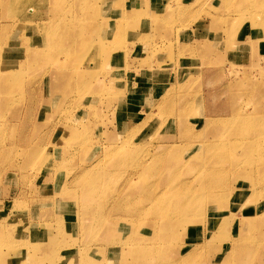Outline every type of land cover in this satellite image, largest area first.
Segmentation results:
<instances>
[{
	"label": "rangeland",
	"instance_id": "1",
	"mask_svg": "<svg viewBox=\"0 0 264 264\" xmlns=\"http://www.w3.org/2000/svg\"><path fill=\"white\" fill-rule=\"evenodd\" d=\"M258 1L251 4L252 1L249 3L248 0H95L98 9L80 17L82 10L66 0H57L61 4L56 7L49 2L37 4L33 0L28 4L32 7H26L29 10L26 16L15 17V25L6 19V23H0L5 25L1 26L2 30L0 28L1 74L23 70L18 83L6 84V89L0 90V241L3 242L0 243V264H34L33 260L35 264H79L78 257L83 259L89 253L96 260L94 264H104L106 258L96 255L99 250H103L108 259H112L114 251L120 253L119 264H154L152 258H159V264H174L176 261L182 264L183 255L206 240L205 232L220 225L224 210L235 217L242 215L238 209L245 212L249 207L251 212L249 204H253L255 197L249 199L251 203L247 205V199L244 196L239 198V195L228 197L226 202V199L217 200L207 208V213L212 205L223 209L217 220H210V213L194 218L177 241L169 240L167 247L162 245L161 248L156 238L149 239L148 224L152 217H143L142 222L135 216V224L134 220L127 221L126 217L113 215L109 210L99 218L105 227L99 230L95 228L94 218H82L80 204L84 192L91 194L98 189L104 199L126 189L132 191L131 198L137 199L140 195H149V191H155L154 194L175 191L169 194H179L183 181L197 187L200 179L194 170H188L199 169L208 156L204 154L191 166L185 162L189 155L197 153L191 150L197 147L194 145L204 139L222 136L223 143L229 144L223 157L215 162L219 166L233 158L232 153L238 157L248 138L258 136L264 144V135L255 132L258 130L256 125L237 135L229 132L235 122L231 108H242L248 114L264 112V5L257 6ZM85 2L88 4L89 1ZM48 5L54 10L75 9L76 12L70 14L74 23L63 35L55 36L52 53L46 60L48 63L43 61L25 70L24 38L31 40V45L36 44L35 47L43 45L46 26L53 22ZM103 23L108 26L103 27L99 36L90 35V30L98 29ZM109 25L123 29L122 35H118L119 30L114 35L108 30ZM81 32L84 36L88 32L87 39L94 42L81 62L84 65L76 64L77 58L87 49L86 43L74 40ZM4 42L6 45L3 46ZM68 49L73 51L72 57L71 53L69 57L60 53V50ZM95 50L99 51L97 59L90 62L88 56ZM102 58L108 60L100 62ZM70 66H74L77 72L70 71ZM27 96H30L29 100ZM233 97L236 99L231 104ZM62 136L71 139L64 141ZM172 146L177 148L176 156L184 164L173 163ZM113 149L119 151V155L115 152L111 155ZM156 155L164 158L163 163L154 162ZM32 156L29 164L27 159ZM53 157H57L54 162ZM120 157H124L119 163L121 169L118 167L115 171L111 166ZM90 164H94V169L86 178L88 182L76 179ZM53 165L56 168L50 174L54 177L49 179L47 174ZM242 167L241 171L249 168L247 165ZM258 170L256 175L239 172L230 189L232 194L241 186L248 187L247 182H259L260 178L264 182V165ZM191 174L195 175L194 178ZM101 176L106 180H100ZM74 179L77 181L73 182ZM169 194L168 197H173ZM150 195L153 196L151 192ZM259 196L255 200L256 203L260 201L261 207H257L263 209L264 193ZM43 198L48 202L45 200L43 204L46 206L41 209L37 207V201ZM90 204L86 201L84 206ZM145 204L141 203L142 206ZM228 205L233 207L225 209ZM215 213L218 212L212 214ZM56 220L60 224L57 225ZM238 226L228 228V232L235 235L239 229L246 228V225ZM126 227L128 231L132 230L130 233L138 232L135 241L122 239L114 242L115 238L123 237ZM27 228L34 232L39 230L42 234L29 233ZM155 231L158 235L165 230L158 226ZM253 237L250 239L259 242L258 237ZM50 239L57 241L47 253ZM28 242L34 245L37 257L24 256V252L31 248H28ZM229 242L226 238L214 241L216 250H202L203 260L197 262L196 259L194 264H212L216 260L221 263L225 252L228 253ZM254 243L250 249L237 254L232 264H263L264 242L263 246L258 243L253 248ZM176 246L179 247L178 254L175 253ZM69 259L75 261L68 263ZM86 263L89 262L83 264Z\"/></svg>",
	"mask_w": 264,
	"mask_h": 264
},
{
	"label": "bare ground",
	"instance_id": "2",
	"mask_svg": "<svg viewBox=\"0 0 264 264\" xmlns=\"http://www.w3.org/2000/svg\"><path fill=\"white\" fill-rule=\"evenodd\" d=\"M37 1V2H36ZM68 3L73 4V7L76 8H80L82 10V12H80L79 14H82L80 17L88 14L89 12H93L96 11V9H98V6H96V2L95 0H88V4H86L85 0H66ZM250 1H252L251 4L255 3V0H248V2L250 3ZM33 2V0H0V23H6L8 20L10 23L14 24V20L15 17L18 16H26L27 12H29L28 8H26L27 6H29L28 4ZM35 2L41 3V2H49L50 4H52V7H56L57 5L60 6L61 2L57 3V0H35ZM114 2V1H113ZM49 4V5H50ZM36 5V4H34ZM48 5V7H49ZM264 5V0H260L257 2V6H262ZM58 6V7H59ZM30 7V6H29ZM32 7V4H31ZM30 7V8H31ZM51 7V6H50ZM50 20H52L53 22H48L50 23V25L46 26V30H45V38L43 41V45L41 44L40 47H35L37 46L35 45H31L33 44L31 40L24 38V59H25V70L27 68L31 69V67L33 65L39 64L43 61L47 62L46 60L48 59V54L52 53L54 44L56 42L55 36H61L63 35L65 32H67V30L69 28H72V25L74 23V21L72 20V17L70 14L76 12L75 9L70 8L68 10H54V8H50ZM56 9V8H55ZM49 11V10H48ZM20 13H22L20 15ZM228 15V14H227ZM131 16V15H130ZM137 16V15H136ZM140 16V15H139ZM147 16V15H146ZM229 16V15H228ZM47 17V16H46ZM45 17V18H46ZM79 17V18H80ZM148 17V16H147ZM142 18V17H141ZM140 18V19H141ZM145 18V17H144ZM6 19V20H5ZM19 19V18H18ZM138 19V18H137ZM139 19V20H140ZM4 20V21H2ZM21 20V17L20 19ZM24 20V19H23ZM103 20V19H102ZM118 19H114L115 21H118ZM122 20V19H121ZM120 20V21H121ZM101 21V20H100ZM8 22V23H9ZM24 22V21H23ZM43 22V21H41ZM109 22V21H108ZM99 23V22H97ZM119 23V22H118ZM18 25V24H17ZM43 25V24H42ZM41 25V26H42ZM97 25V24H96ZM1 26H5V25H0V28L2 30ZM102 26L101 30L100 27ZM101 26L98 27V29L96 30H90V35L91 34H96V36L99 34H101L102 29H104L103 27L106 26L107 28V24L105 25V23H103ZM17 27V26H16ZM128 28V27H127ZM108 30H111L112 33L115 35V33L117 32V30H119L118 35H122L123 29L120 30L119 26H114V25H109ZM6 32V31H5ZM88 32L86 33L87 35L84 36V34H82V32L80 34H77L76 38L74 39L75 41H81L83 43H86V47L87 49L84 50V52L79 56V58H77L78 60L76 61L77 63L83 64L81 63L84 61V58L86 57L87 53L89 54V49L91 48V46L94 45V42L90 41V39H87L88 37ZM8 33V32H7ZM6 33V34H7ZM109 35V33L107 34V36ZM7 36V35H6ZM87 36V37H86ZM95 36V35H94ZM106 36V37H107ZM1 38V37H0ZM63 38V37H62ZM62 38H60L59 40H61ZM97 39V38H96ZM97 41V40H96ZM8 42V40H7ZM98 43V42H97ZM100 44V43H99ZM6 45V43H3V46ZM101 45V44H100ZM0 49H2V47H0ZM101 50V48H100ZM99 51H94L93 53H91L88 57L90 62H95V59H97V54ZM101 52V51H100ZM60 53L64 54L65 56H70L71 53V57L74 55L73 51H71L70 49L68 50H60ZM73 53V54H72ZM50 56V55H49ZM104 56V55H103ZM106 56V55H105ZM112 57V56H111ZM263 58H264V53H263ZM72 59V58H71ZM94 59V60H92ZM73 60V59H72ZM92 60V61H91ZM106 61L108 59H100L99 61ZM97 61V60H96ZM48 63V62H47ZM71 63V62H70ZM69 63V65H70ZM69 67V66H68ZM71 67V66H70ZM24 68V67H23ZM51 68V67H50ZM72 70L70 69V71H72L73 73L77 72V69L72 66L71 67ZM90 69V67H87ZM102 68V67H101ZM1 69H2V65H0V90L5 88V85L8 84V86L10 85H14L16 83H18L20 81V75H22V71L18 69V71H13V72H8L5 75L1 74ZM28 69V70H29ZM82 69V68H81ZM80 69V70H81ZM86 69V68H85ZM3 70V69H2ZM87 70V69H86ZM102 71V70H101ZM99 72V71H96ZM72 73V74H73ZM103 73V72H102ZM106 73V72H105ZM260 73V72H259ZM34 74V73H33ZM43 74V73H42ZM82 74V73H81ZM99 74V73H98ZM110 74V73H108ZM257 74V73H256ZM25 75V72H24ZM96 75V74H95ZM87 76V75H86ZM31 77V75H30ZM75 77V76H74ZM112 77V76H110ZM32 78V77H31ZM40 78V77H39ZM82 78V77H81ZM25 79V78H24ZM71 79V78H70ZM73 79V77H72ZM89 79V78H88ZM106 78H104L105 80ZM112 79V78H111ZM23 80V79H22ZM55 80V79H54ZM99 80V79H98ZM102 80V79H101ZM71 81V80H70ZM38 83V82H37ZM72 84V82H70ZM105 83V82H104ZM252 84L254 82H251ZM107 84V83H106ZM3 85V86H2ZM35 86V84H33ZM38 87V86H37ZM102 87V86H101ZM6 89V88H5ZM97 89V88H96ZM99 92L100 91V87L97 89ZM228 91V90H227ZM220 92V91H219ZM10 94V93H9ZM36 94V93H35ZM34 94V95H35ZM104 94V93H103ZM110 94V93H109ZM15 95V94H14ZM52 95V94H51ZM1 96V95H0ZM10 96V95H9ZM33 95H31L32 97ZM96 96V95H95ZM98 96V95H97ZM96 96V97H97ZM11 97V96H10ZM28 100L30 98V96H27ZM35 98V96H33ZM38 97V95H37ZM91 97V96H90ZM19 98V97H18ZM26 98V97H25ZM108 98V97H107ZM32 99V98H31ZM30 99V100H31ZM235 97L232 98L231 104L234 103L235 101ZM8 100V98H7ZM6 100V101H7ZM21 100V99H20ZM63 100V99H62ZM61 100V101H62ZM24 101V100H23ZM37 102V100H35ZM60 101V100H59ZM14 102V101H13ZM12 102V103H13ZM25 102V101H24ZM28 102V101H27ZM30 102V101H29ZM15 103V102H14ZM17 104V103H16ZM31 106V105H30ZM35 106V105H33ZM56 107V106H55ZM65 107V106H64ZM227 107V105H226ZM229 107V106H228ZM30 109V108H29ZM35 109V108H34ZM33 109V110H34ZM264 109V108H263ZM56 110V109H55ZM31 111V109L29 110ZM184 110H182V113ZM187 112V111H186ZM5 113V112H4ZM32 113V114H31ZM180 113V112H179ZM190 113V112H189ZM230 113L231 116L233 117V119L235 120L233 126L230 127L229 132L233 133V134H239L241 131H246L247 129H249L252 126L256 125V129L258 130H254L255 132H259L258 134L264 135V112L258 111L252 114H248V113H244L242 108H231L230 109ZM28 114V113H27ZM55 114V113H54ZM33 115V111L30 112V116ZM184 116L186 115L185 113L183 114ZM238 115H240L241 117H238ZM29 118V117H28ZM207 118V117H206ZM209 118V117H208ZM217 118V117H216ZM82 119V118H81ZM189 119V118H188ZM204 120V119H203ZM211 119H209L210 122ZM214 121V120H213ZM262 121V122H261ZM183 122V121H182ZM208 122V121H207ZM212 122V121H211ZM221 122V121H220ZM225 122V121H224ZM31 123V122H30ZM47 123V122H46ZM45 124V123H44ZM209 124V123H208ZM46 125V124H45ZM192 125V124H191ZM224 125V124H223ZM80 127V126H79ZM184 127V126H183ZM182 127V129H183ZM205 127V126H204ZM228 127V126H226ZM226 127H222V129H226ZM215 130V129H214ZM227 130V129H226ZM225 131V130H224ZM253 131V132H254ZM219 132V131H218ZM187 133V130L184 132ZM252 134V133H251ZM256 133H254L255 135ZM257 134V135H258ZM220 135V134H219ZM209 136V135H208ZM217 136V135H216ZM256 136V135H255ZM56 137V136H55ZM68 136H62V139L64 141H70L69 138H67ZM222 137V136H221ZM220 137V138H221ZM260 137V136H259ZM208 138V137H207ZM206 138V139H207ZM220 138H216V137H212L209 140H202V141H198L197 147H193L191 150H196L197 153L194 152L193 155H189L187 161L185 162V164L187 165H192L196 160H198L201 156H203L204 154H206L208 156L207 161L201 165L199 167V169L193 167L194 169H189L188 171L194 170V172L196 173V177L200 179V183L197 187L194 186H190L189 182H185L183 181L182 184L180 185V187L182 186V191L177 192V194H169L170 192H160L158 194H154L152 193V191H149V195L147 194H143V196L140 195V198H131L132 195V191H127L124 190L123 193H121V191L118 193L119 195H116L114 192V196L113 197H108L107 199H104V196H100L99 193V189L96 190L95 192L91 193L89 191L84 192V195L81 196V204H80V210L82 213V218L84 216H86L88 218V220H91V218L93 220H96L95 224V228H98L99 230H104L105 227H103L102 225V221L100 222L99 218L102 217L104 214H106L109 210V213H112L113 215H120L122 218H125V220L127 221H133L134 217H138L136 219L141 220L143 222V220L141 218L143 217H152L149 218L150 219V223L148 224V228H150V237L149 239H155L156 242H159L158 244L166 246V244L168 243V241L170 240L171 242H175L179 239V236L182 234V232L184 230H186L188 228L189 222H192V219L194 220V218H200V217H205L206 214L211 215L210 220H217V216L219 214L220 209L218 206L216 205H212L210 210L207 213V208L209 204H212L214 202H216L217 200L220 199H226L224 202L227 201L228 197L233 196V195H239V198L243 197L246 198L247 200L245 201L246 205L251 203L248 202L249 199H253L254 197L256 198L257 196L261 195L264 193V182L263 179L260 178L259 180L261 181V183L259 182H247V184L249 185L248 187H244L241 186L239 187V191L238 192H233L232 194V190H230L234 184V181L237 177V174L239 172H243V173H248L250 172L251 174H258L259 170L258 168H260L262 165H264V144L262 145V142L258 139V136L254 137V138H248V141L246 142V147H244V150H242V152L239 154L238 157H236L235 154L232 153V157L229 161L223 163L221 166L215 164V162L219 159H221L224 155V152L228 149L229 144L223 143V138L222 140ZM246 138V137H245ZM264 138V137H263ZM53 139V138H52ZM71 139V138H70ZM226 140V138H224ZM237 140V139H236ZM234 140V141H236ZM246 140V139H245ZM6 141V140H5ZM4 141V142H5ZM126 141V140H125ZM229 142V140H227ZM233 141V139H232ZM239 141V140H238ZM52 142V141H51ZM264 142V141H263ZM126 143V142H125ZM165 143V142H163ZM50 145V144H49ZM66 145V144H65ZM120 145V144H119ZM122 145L124 146V142H122ZM158 145V144H157ZM237 145V144H236ZM120 148H122L120 146ZM119 148V149H120ZM175 148V149H174ZM47 149V148H46ZM118 149V150H119ZM111 150V149H110ZM120 150H123L120 149ZM149 150V148H148ZM153 150V149H152ZM174 150V151H173ZM167 151V150H166ZM177 148L176 147H171V153L173 152L172 155V159H173V163L174 164H184V163H180V160L178 158V156H176L177 153ZM76 152V151H75ZM75 152L73 154H75ZM116 153L119 155V151H116L115 149H113V151L111 152V155H114L113 153ZM147 152V151H145ZM234 152V151H233ZM152 153V151H151ZM146 154V153H145ZM158 154V153H156ZM165 154V152H164ZM43 155V154H42ZM117 155V156H118ZM163 155V154H162ZM161 155V156H162ZM73 156V155H72ZM142 156V155H141ZM160 156V153H159ZM156 155L154 159L155 163H159L163 161V157H159ZM167 156V155H166ZM41 157V156H40ZM47 157V156H46ZM70 157V156H69ZM147 157V156H146ZM149 157V156H148ZM147 157V159H148ZM170 156H167V158L169 159ZM32 157H28L27 162L30 164V161H32ZM71 158V157H70ZM69 158V159H70ZM115 158V157H114ZM124 158V157H123ZM123 158H118L116 159V162L113 163V165L111 166V168L115 171H117L118 167H119V163L123 160ZM166 158V159H167ZM171 158V157H170ZM256 160H255V159ZM258 158V159H257ZM30 159V161H29ZM57 159V157H53L52 162H54ZM128 159V158H127ZM38 160V159H37ZM119 160V161H118ZM139 160V159H138ZM144 160V159H143ZM127 161V160H126ZM150 161V159L148 160ZM152 161V158H151ZM150 161V162H151ZM170 161V160H169ZM51 162V163H52ZM141 162V161H140ZM139 162V163H140ZM143 162V161H142ZM26 163V162H25ZM26 163V164H28ZM144 163V162H143ZM143 163L141 164V166L143 165ZM163 163V162H162ZM170 163V162H169ZM124 164V163H123ZM136 164V163H135ZM146 164V163H145ZM148 164V163H147ZM173 164V165H174ZM126 165V163H125ZM149 165V164H148ZM158 165V164H157ZM162 165V164H160ZM165 165V163H164ZM172 165V166H173ZM243 165H247L249 166L248 169L241 171V169L243 168ZM55 165L50 167V170L48 171L49 173L47 175H49V179L53 178L54 176L50 174V172H54V169L56 167H54ZM94 164H90L88 166H85L82 170H81V174L79 176H76V179L78 180H84L87 178V176L90 174V170L93 171L94 169ZM145 166V165H144ZM142 166V167H144ZM147 166V165H146ZM176 165H174L175 167ZM183 166V165H182ZM181 166V167H182ZM251 166H254L251 167ZM29 167H31L29 165ZM125 167V166H124ZM137 167V166H136ZM141 167V168H142ZM242 167V168H241ZM33 168V167H31ZM28 168V169H31ZM123 168V166H122ZM140 168V169H141ZM172 168V167H171ZM184 168V166L182 167ZM256 168V169H255ZM27 169V170H28ZM37 169V167H36ZM119 169H121L119 167ZM125 168H123L124 170ZM173 169V168H172ZM245 169V167H244ZM122 170V171H123ZM138 169H135V171ZM133 171V170H132ZM140 171V170H139ZM142 171H144L142 169ZM140 171V173L142 172ZM25 172V171H24ZM134 172V171H133ZM36 173V172H35ZM38 174V173H37ZM83 174H86L84 177L82 176ZM132 174V172H131ZM184 175V172L182 173ZM134 175V174H133ZM132 175V176H133ZM182 175V176H183ZM192 175V174H191ZM131 176V178H132ZM188 176V175H187ZM193 176V175H192ZM195 176V175H194ZM193 176V178H194ZM43 178V176H42ZM130 178V179H131ZM185 178V177H184ZM196 178V179H197ZM55 179V178H54ZM76 179L73 180V182L77 181ZM136 179V178H135ZM194 179V180H196ZM262 179V180H261ZM47 180V179H44ZM100 180H106V178L104 176L100 177ZM198 180V179H197ZM258 181V179H256ZM171 180L168 179V182L170 183ZM173 181L175 182L174 178ZM231 181V183H230ZM88 182V179H86L84 181V183ZM129 182V179H128ZM161 182V181H160ZM192 182V181H191ZM190 182V183H191ZM196 182V181H195ZM58 183V182H57ZM83 183V184H84ZM142 183V182H141ZM162 183V182H161ZM193 183V182H192ZM130 184V183H129ZM133 184V182H132ZM136 184V183H135ZM127 185V184H126ZM157 185V184H155ZM170 185V184H169ZM179 185V184H178ZM139 186V185H138ZM141 186V185H140ZM172 186V184L170 185V187ZM196 186V185H195ZM56 187V186H55ZM128 187V186H126ZM125 187V188H126ZM130 187V186H129ZM132 187V186H131ZM130 187V188H131ZM143 187H145L143 185ZM153 187V186H152ZM179 187V186H178ZM60 188V187H59ZM141 188V187H140ZM156 188V187H155ZM24 189V188H23ZM64 189V187H63ZM132 189V188H131ZM146 189V188H145ZM171 189V188H170ZM37 190V189H35ZM59 190V189H57ZM155 190V189H154ZM32 191V190H31ZM55 191V190H54ZM62 191V190H61ZM115 191V190H113ZM140 191V189H139ZM148 191V190H147ZM153 194V196L150 195ZM175 192V191H172ZM171 192V193H172ZM35 193V192H34ZM112 193V192H111ZM138 193V192H137ZM23 194V193H21ZM20 194V197H21ZM25 194V193H24ZM168 194L173 196V197H168ZM110 195V192H109ZM137 195V194H136ZM145 195V196H144ZM147 195V196H146ZM167 195V196H166ZM246 195V196H245ZM111 196V195H110ZM138 196V195H137ZM167 198H165V197ZM263 196V195H262ZM234 198V197H233ZM255 198L253 199V204H249V206H251V212L249 213V207L245 209V212L242 209H238L237 211H242L241 212V216L240 217H235L234 214H230L228 215V212L226 210H224V217H221V223L220 225H218L215 228H211L209 230H207L206 235L207 238L206 240L203 242V244L195 247H192V249H189L185 254V256L183 255L182 257V264H194V261L197 259L198 260H203V251H208V252H212L216 249L213 248V243L214 241H220V239H229V243L227 244V249L229 248V250L227 251L228 253L225 252V256L223 258V261L220 263L219 261H212V264H232V260L233 258L239 254L240 252H245L246 250L250 249L252 247V243H254L256 240H252L250 239L251 237H253L254 235H257L259 242H255L253 245V248L260 243L261 245L264 242V208L261 209L259 202L256 203L257 201L255 200ZM260 198V196H259ZM24 199V198H23ZM40 199V198H39ZM79 199V198H78ZM112 199V200H110ZM20 200V199H18ZM46 200V201H45ZM44 200V198L42 200H36L37 201V207L44 209V207L46 206L44 203L48 202V199L46 198ZM88 201L91 204L84 206L85 202ZM142 202H145V205H141ZM221 202V201H220ZM88 204V203H87ZM48 206V204H47ZM260 206V207H257ZM231 207H233V205H228L225 207V209H230ZM214 211L218 212L215 214H212ZM80 212V211H79ZM221 212V211H220ZM105 217V216H104ZM98 219V220H97ZM111 220V219H110ZM3 221V220H2ZM57 221V225L60 224V222L58 220ZM124 221V220H123ZM135 221V220H134ZM6 222V220H5ZM54 222V221H53ZM141 222V223H142ZM154 222V223H153ZM48 223V222H47ZM134 223V222H133ZM136 224V221H135ZM241 225V227H243V225H246V228L243 230L239 229L237 234L232 235L228 232V228H231L233 226H238ZM102 225V226H101ZM138 225V224H137ZM135 225V226H137ZM63 226V225H62ZM158 226L162 227L165 231L164 232H159V234H156L155 229L158 228ZM206 226V224H205ZM3 227V226H2ZM7 227V226H5ZM54 227V226H53ZM139 227V225H138ZM239 227V226H238ZM6 229V228H4ZM139 229V228H138ZM207 229V228H206ZM30 230L29 233L34 232L32 231L30 228H27V231ZM143 230V229H141ZM11 231V230H10ZM132 230L128 231V228L126 227V231L123 232V237H118L115 238L116 240L114 242H118V241H128V242H132L131 240L135 241L136 239V234L138 232H133L130 233ZM138 231V230H137ZM204 231V230H203ZM263 231V232H262ZM23 232V231H22ZM57 232V231H56ZM140 232V230H139ZM262 232V233H260ZM21 233V232H20ZM28 233V232H27ZM35 234L41 235L42 233H40L39 230H35L34 232ZM44 234V232H43ZM116 234V233H115ZM119 234V233H118ZM8 235V234H7ZM55 235V234H54ZM59 235V234H58ZM157 235V236H156ZM213 235V238L210 239ZM56 236V235H55ZM135 236V237H134ZM142 236V235H141ZM125 237V238H124ZM153 237V238H151ZM257 237H253V238H257ZM54 238V237H53ZM57 238V237H56ZM139 238V237H138ZM144 239V237H142ZM111 239V238H110ZM252 240V241H249ZM29 240V239H28ZM30 241V240H29ZM57 241V240H56ZM54 239H50L48 242V248L45 252L50 253V251H52V248L54 247V244L56 242ZM138 241V240H137ZM143 241V240H141ZM73 242V241H72ZM148 242V241H147ZM155 242V241H154ZM155 242V244H156ZM191 242V241H190ZM0 243H3L0 241ZM105 243V242H104ZM124 243V242H123ZM133 243V242H132ZM142 243V242H141ZM73 244V243H72ZM153 244V242H152ZM9 245V243H7V246ZM64 245V243H63ZM105 245V244H104ZM138 245V244H137ZM140 245V243H139ZM154 245V244H153ZM157 245V244H156ZM195 245V244H194ZM222 245V244H221ZM28 248H30V250H26V252H24V256L25 257H30V255L34 256L36 254V251L34 249V245L30 244L28 242ZM118 246V245H117ZM141 246L143 247V245L141 244ZM148 246V244H147ZM192 246V245H191ZM263 246V245H262ZM23 247V246H22ZM72 247V246H71ZM98 247V246H97ZM104 247V246H103ZM145 247V245H144ZM167 247V246H166ZM58 248V247H57ZM69 248V247H68ZM74 248V247H73ZM154 248V247H153ZM159 248V247H158ZM176 254L179 253V247L176 246ZM259 251V247H256ZM135 249V248H134ZM132 249V250H134ZM151 249V247H150ZM148 249V250H150ZM226 249V250H227ZM85 250V249H84ZM107 250V249H106ZM163 250V249H162ZM166 250V248H165ZM201 250V251H199ZM203 250V251H202ZM23 251V250H22ZM75 251V250H74ZM174 251V250H173ZM80 253H83L85 251H80ZM115 252V251H114ZM113 252V256L112 259H108L109 257H107L106 253L103 252V250H99L97 251L96 255L100 256V257H104L106 258V260H104V264H119L120 260L119 259V254L118 252L114 253ZM140 252V251H138ZM152 252V250H151ZM201 252V253H199ZM23 253V252H22ZM111 253V252H110ZM137 253V252H136ZM145 253V252H144ZM206 253V252H205ZM217 253V252H216ZM224 253V252H223ZM108 254V253H107ZM214 254V253H213ZM93 254L89 253L87 254L83 259H81L80 257H78L80 263L79 264H83L84 262H89L91 264L95 263V259L92 257ZM136 255V254H135ZM145 255V254H144ZM150 255V254H149ZM154 255V254H153ZM152 255V256H153ZM206 255V254H204ZM222 255V254H221ZM220 255V257H221ZM13 256V255H12ZM32 256V257H33ZM36 256V255H35ZM49 256V255H48ZM111 256V255H110ZM146 256V255H145ZM155 256V255H154ZM211 256V255H210ZM37 257V256H36ZM151 257V256H150ZM160 257V256H158ZM166 257V256H165ZM205 257V256H204ZM20 258V257H19ZM34 258V257H33ZM30 259V258H29ZM212 259V258H211ZM146 260V258H145ZM150 260V259H149ZM151 260L154 261V264H159V258H152ZM165 262L167 261L166 259H164ZM170 260V259H169ZM5 261V260H4ZM11 261V260H10ZM19 261V260H17ZM31 261V260H30ZM34 264H35V260H33ZM40 261H41V257H40ZM75 260H68V263H72ZM147 261V260H146ZM172 261V260H171ZM38 262V261H37ZM148 262V261H147ZM151 262V261H149ZM169 262V261H168ZM177 262V261H176ZM175 262V263H176ZM15 263V262H14ZM86 263V264H89ZM136 263V262H135ZM163 263V262H162ZM174 263V264H175ZM10 264V263H9ZM32 264V263H31ZM38 264V263H37ZM42 264V263H41ZM123 264V262H122ZM143 264V263H142ZM151 264V263H150ZM178 264V262H177ZM197 264V263H196ZM205 264V263H204ZM208 264V263H207ZM264 264V263H263Z\"/></svg>",
	"mask_w": 264,
	"mask_h": 264
}]
</instances>
